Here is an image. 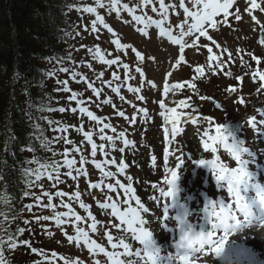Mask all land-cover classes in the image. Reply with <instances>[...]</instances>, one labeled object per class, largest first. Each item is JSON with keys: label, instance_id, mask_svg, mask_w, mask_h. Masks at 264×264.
<instances>
[{"label": "snow or ice", "instance_id": "snow-or-ice-1", "mask_svg": "<svg viewBox=\"0 0 264 264\" xmlns=\"http://www.w3.org/2000/svg\"><path fill=\"white\" fill-rule=\"evenodd\" d=\"M234 0H174V2L168 3L166 0H137L131 4L124 3L123 0H94V6L88 4H82L76 7V10L81 13H86L94 16L91 21L90 28L84 27V31L97 33L96 38L99 39V32L101 27L106 29L110 34V44L114 46V51L117 55L112 56V52L109 50H102L100 45H96L94 48L90 47L87 50V54L92 56L93 60H97L101 65H106L109 68L116 66L112 71L111 79L104 80V72H99L95 80H99L106 87L111 88L121 101L125 100L123 95H120L121 87L127 84L129 80L136 79L132 74L133 69L129 63L123 62L120 53L124 55L128 54L130 49L135 54V59L132 63L135 64L134 72L139 74L138 84L139 87H133L127 84V91L136 95L137 99L143 101L145 97L139 95L145 83L151 87H157L151 80H147L145 74V67L148 65L149 60H154L155 57H146L140 50H137L130 43H122L120 34H118L108 23L105 21V17L101 15L98 9H105L109 13L115 12L119 17L121 12H126L138 26L137 31L145 36H149V29L155 28L158 30L159 36L162 40H166L171 45L178 46L177 53L178 58L175 60V65L179 66L182 62H186L185 49L193 48L199 51L200 48H207L210 54L207 57V61L215 62L214 65H209L208 70L216 74L217 72L224 71L225 65L232 60V53H228L227 60L219 59L220 53L212 55L213 47L217 48L220 45L211 36L210 29L218 31L220 25L231 27L228 23L229 16H234L235 20L239 22L242 19V14L237 7L235 11L230 12L233 8ZM150 9L151 13L157 14L159 19H154L152 15L148 14ZM253 10H259L264 12V0H247L245 11L247 15L251 17V20L259 26L260 36L258 43L264 46V22L260 21L255 15ZM139 13V14H137ZM177 18L176 23L171 22V17ZM127 23V21H125ZM142 26V27H141ZM255 30V29H254ZM79 35V33H77ZM204 38L211 42L210 45L199 44L198 42ZM81 47H85L81 45ZM225 51H227L225 49ZM243 49H238V53L243 52ZM106 55L111 58H106ZM248 55L257 65L261 64V59L256 57L252 52H247ZM51 61V57L42 58ZM72 61V56L68 57H56L58 63H63L64 60ZM241 65L244 64L243 57L240 58ZM89 69L92 68V64L86 65ZM122 68L125 76V80L116 87H113L115 81H120L121 76L119 69ZM59 71L64 73H70L71 79L76 82H83L87 85L86 90H91L93 95L97 98L99 103L97 107L103 104H109L112 107H116L113 104L111 98L101 100L103 89L96 86L95 81L77 71H71L68 67H62ZM204 66H195L194 73L190 81H178L169 83L164 81L163 94L165 97L171 92L173 95L178 91L185 89L193 90L198 94L196 81L201 79L204 75ZM225 75L231 76L230 72H225ZM48 77L55 75L53 72L47 73ZM168 76L172 75V72L167 73ZM79 77V79H77ZM253 80L258 78L260 81H264V70H256L252 72ZM242 80L243 77H235ZM61 85L57 91L70 92L71 95L67 97L69 101H74L77 108L59 107L58 109H52L45 107L44 105H35V109L40 112L44 111H59L64 113L66 111H72L73 113L79 112L81 116H86L87 120L93 122L92 131H86L84 124L81 123L78 127L75 125H65L62 122L53 121L47 117L41 116L39 119L46 120L47 124L54 132L60 133L56 137L49 139L44 135L43 129L39 123H35L33 128L35 130V139L39 141V147L45 152H51V157H40L37 155V146L35 144H29L22 147L21 151H28L32 153L31 159H25L23 162L27 167L22 170V176L24 177L25 190L23 196L25 198H32L36 207H42L48 209L51 215H34L36 223L41 221L54 222L57 229L61 230L69 243H75L77 245L82 244L86 247L87 251L93 256L102 254L107 264H195L196 259H200L201 256L207 257L209 253H214L216 257H219L225 250V245L229 243V236L236 235L241 232L242 229L251 227L249 222V216L244 211L246 207H252L255 204L256 197L260 193H264V182H261L258 177V172L250 170V165L255 163L256 153L245 146L247 141L241 135L243 132V126L240 122L233 123L231 121H225L217 123L214 118L204 116L198 112L197 107L194 104H190L187 101L191 100L188 97L187 100H180L178 107L184 109H191V112H178L177 107H167L165 100L161 99L157 101L159 105L158 115L163 117L165 124L170 127H165L164 135L167 139L171 138L174 141L184 129L180 126L191 123L193 126L204 125L202 131L199 127L195 128V134L199 136V144L202 145L203 152H211L215 154L219 148H223L236 162V167L229 168L225 163L220 161V157L216 156L215 159H194L193 154H189L188 159L192 161L197 167H203L210 170L214 177L216 188L219 191H225L228 193V198L234 202H227V198L219 197L215 199H206L203 206V212L205 218L215 217L216 222L211 224V229L207 232L200 230L195 231L193 225L189 223L188 217L190 215L187 206L181 203L179 199V185L180 172L185 164L183 152L180 149H174L169 152L168 148L164 149L163 153V166L165 173L164 183L168 186L167 190L161 187L158 189L159 196H152L151 198L157 203H160L161 197L170 198V203H164L162 208L163 221H174L176 228L173 229L168 224L163 225V229L167 232L177 231L178 239H176L172 248L173 251H169L158 242L154 236L155 229L150 230L148 227L153 223L159 221V217L153 215V219L146 218L145 214L150 213L149 207L142 202V198L137 195L136 188L133 187V178L130 175L125 176L128 181L127 184L117 178L116 174L106 170L105 165H113L117 168L120 175H124L125 171L130 165L125 162L123 156H121L119 163L115 158L107 159L111 151L125 152V149L134 147L133 142L126 138L125 131H117L113 124L105 122L100 116L94 114L89 107L85 106L91 98L85 100L83 98V92L74 91L68 87V80L56 81ZM264 89V83L257 89L259 92ZM236 87L230 86L226 91L235 93ZM28 95L27 89L23 90ZM201 100L212 99L207 96H200ZM215 103L217 109H221L220 103ZM240 104H244L243 97L239 99ZM31 100L29 101V108H33ZM135 107V105L133 106ZM138 112L143 114L145 120L149 118L147 109L139 108ZM256 112L259 114L251 115L247 124L257 131V134L264 139V131L258 128L264 126V108H256ZM116 115L128 119L123 110H118ZM29 119H33V116L29 115ZM129 123H135L136 118L133 116ZM74 128L77 133L83 136L86 145L91 146L89 157L85 156L86 147H82L72 139L69 138V129ZM98 129V131H95ZM106 130H110L114 135L107 134ZM94 135H98L101 143H96L93 139ZM195 138V137H194ZM117 141L123 144V147L117 148ZM63 143L65 147L62 151H57L53 145ZM107 142V143H104ZM71 145V147H67ZM101 153L105 160L97 161L95 158L97 154ZM179 152V155L176 153ZM170 155L175 156L174 167H169L168 161ZM59 156L60 159H56ZM79 156V159H77ZM153 166L156 165L157 157L153 155L151 157ZM91 163L96 170L101 173L102 179L98 182L88 183L89 189H99L102 193L101 197L96 200L99 210L105 211V216L115 218L114 221L100 220L97 215H94L90 210L91 205L87 204L82 196L84 190L79 188V180L81 177L87 178L89 172L85 169L84 165ZM64 170V171H62ZM170 176V178H169ZM62 177L70 178L76 182L75 190L73 193H67L61 190L51 192L45 189L41 183L42 180L47 179L51 183L52 188H58V186L64 182ZM113 181V182H108ZM35 188H40L41 193L37 195L34 191ZM151 189H157V184L152 183ZM115 193V197L112 195ZM249 193H254L255 198L250 199ZM88 195L95 196L92 192ZM68 196L70 201L74 203L65 202L63 198ZM47 197V203H44V198ZM59 199V203H53V200ZM134 202V204H133ZM0 204L4 207L0 208V218H2L3 224L0 227L3 228L4 235H0V264H8L5 257V251L16 250L19 245H29L30 241L19 240L18 235H22L26 230L25 228L16 227L15 232L11 231L7 225L9 220H18L21 218V210L13 207V203L10 201L8 195H0ZM74 204H78L80 209H83L87 213V217H84L75 210ZM34 205L28 204L25 209L28 212H32ZM57 208H63L65 211H57ZM171 213V215H170ZM243 217V220L240 217ZM90 221V223H88ZM115 221H118L116 223ZM25 225H30L31 220L25 219L23 221ZM82 224H87V228ZM105 225V229H101L98 225ZM110 224V228L107 225ZM70 226L74 234H69L65 226ZM264 227V222L260 224ZM43 227V225H42ZM115 230V231H113ZM101 232L106 237L107 244L112 249L107 250L105 246L98 243L96 239L92 238L90 233ZM217 233H222L217 235ZM133 243H138L139 247L133 248ZM33 253H39L45 257L47 264H51L48 256L43 250L32 247ZM53 257L58 254L52 252ZM36 264H41L37 261ZM64 264H84V261L77 259H64ZM94 264H100L99 260H96ZM201 264H211L209 260L201 259Z\"/></svg>", "mask_w": 264, "mask_h": 264}, {"label": "rangeland", "instance_id": "rangeland-1", "mask_svg": "<svg viewBox=\"0 0 264 264\" xmlns=\"http://www.w3.org/2000/svg\"><path fill=\"white\" fill-rule=\"evenodd\" d=\"M123 2L129 3L131 6V4L137 2V0H123ZM166 2L171 3L174 2V0H166ZM257 2L259 3L260 0H257ZM86 4L94 6V2L91 3L88 1ZM246 5L247 0H234L233 8L230 9V12H233L237 7L239 8L240 13L242 14V19L240 21L242 22H237L235 17L230 15L228 23L231 27L220 25L218 31L209 30L211 36L220 45L219 48L212 46V55L220 53L219 59L227 60L228 53H232V60L225 65L224 71L217 72L216 74L211 73L208 68L210 64L214 65L219 61H207V57L210 55L207 48H200L199 51L193 48H186L184 53L186 62H182L179 66H177L174 63L178 58L177 47H173L170 42L162 40L158 32L153 31V28L149 29V36L145 37L136 30L138 26L134 21H132L131 17L126 12H121L118 17L115 12L109 13L105 9H98L101 15L108 18V20H105L106 23H108L118 34H120L122 43H130L137 50H140L146 57H155L154 60L148 61V65L145 67V74L147 80L153 81L157 87L153 88L145 83L141 93L139 94L145 97V100L143 101L137 99L135 94L127 91V84H130L133 87L140 86L138 84L139 74L134 72L136 65L132 63V60L135 59V54L132 53L130 49L128 50L127 55H124L123 53L119 54L121 55L123 62L130 64L133 69L132 74L136 77V79L129 80L126 85L121 87L120 95L125 97L124 101H121L119 96L112 92L111 88L106 87L99 80H95L96 75L101 71L104 72L103 79L105 81L111 79L112 71L116 68V66L109 68L106 65H101L97 60H93L92 56L87 54L88 48H94L96 45H100L102 50L106 49L111 51L112 56L117 55V53L112 51L114 46L110 44V34L106 29L101 27L98 34L99 39L96 38L97 33L84 31L85 26L90 28L91 21L94 19V16L81 12H71V30L69 33V54H71L73 60L71 71H77L83 75L91 77L95 81L96 86L103 89L100 99L103 100L110 97L116 107L114 108L109 104H103L102 106L97 107L96 104L99 103V101H97V98L93 95L91 90H86L87 85L85 83L73 81L70 73L60 72L58 73V77L60 80H68V87L72 90L83 92V98L85 100L91 98V100L86 103V106L89 107L94 114L102 116L105 122L113 124L118 132L125 131L126 138L132 141L134 145V147L125 149L124 153L109 150L110 154L107 159L115 158L118 164L121 156H123L125 162L130 165V167L126 169L124 175H120L117 168L113 165L106 164V170L115 173L117 178L121 179V181L125 184L128 183L125 176L130 175L133 178L132 184L134 188L141 184L148 188L152 182L157 181L159 176L163 174L162 171L164 170L161 148L163 150L166 148L161 144V136L165 127H170V125L165 124L163 117L158 115L161 110L159 109L157 101L164 99L167 107H177L178 112H191V109H182L178 107L180 100H187L188 97H191V100L187 102L194 104L200 114L214 118L217 123L231 121L233 123L240 122L242 124L244 130L241 135L247 141L245 146L249 147L250 150L256 153L255 163L252 165L258 172L260 181L264 182V139L257 134L255 129L251 128L247 124V120L251 115H257L255 114L256 108H264V89H261L259 92L257 91L264 81H260L258 78L254 81L252 77V72L257 70L253 69L254 67L260 66V70H264V46H261L258 43L260 36L259 26L256 25L255 22L251 20V17L247 15V12L245 11ZM148 14L158 16L157 14L151 13L150 9L148 10ZM253 15H255L260 21L264 22V12L253 10ZM170 19L173 24L176 23L177 18L175 16H172ZM125 21H127V23ZM77 33H79V35H77ZM198 43L211 46V42L205 40L204 38H201ZM81 45H84L85 47H81ZM225 49L227 51H225ZM238 49H243L244 51L238 53ZM247 52H252L256 57H259L262 60V64L257 65L255 61L246 55ZM241 56L244 61L243 65L240 63ZM106 58L111 57L106 55ZM89 63L92 64L91 69L86 66ZM197 65L204 66L205 68L203 77L196 81L198 94H196L193 90L188 89L186 86L185 89L178 90L174 95L170 92L167 97L164 96L162 88L164 81L169 83L190 81L195 75L194 67ZM169 71L172 72L171 76L167 75ZM225 72H230L231 76L225 75ZM119 74L121 76V80L115 81L113 83V87L120 85L122 81L126 79L122 68L119 69ZM235 77H243V79L239 80ZM77 79H79V77ZM230 86L236 87L237 90L235 93L226 91V89ZM60 87L61 85L58 88ZM70 95V92L57 91L55 99L61 104L64 102V104H62L63 106L68 108H77L74 106L72 101L67 99ZM242 95L248 99L243 105L239 103V99ZM200 96H207L212 99L201 100ZM214 101L222 105L221 112L220 109L215 107ZM56 105H58L57 102ZM134 105L135 107H133ZM139 108L147 109L149 116L147 120L144 119L143 114L138 112ZM118 110H123L128 119L116 115ZM62 114H67V118H72L67 119L68 125H75L78 127L81 123H83L86 131L94 130L93 122L88 121L87 117L84 118V116H80L79 118H76L70 110ZM133 116H135L136 122L129 123L128 121ZM257 118L260 119L259 114L257 115ZM180 126L184 129V131L177 136L174 141H172L169 152H172L177 148L183 152L182 158L185 160L183 168L186 165L190 170V172L185 173L184 175L183 185L192 189V193L196 195L203 187L202 181H210V179L208 178L209 176L207 173H205L206 170L204 168L195 172L196 165L188 159L189 154H193L194 159L204 158L211 160L215 159L216 156H219L220 161L223 163L236 165V162L231 159L230 155L225 150L220 151V148L215 154L211 152H203L202 146L197 145V142H199V136L195 134L194 129L199 127L202 131L204 125L193 126L190 122L187 124L182 122ZM258 128L261 131H264V126L258 125ZM96 130L98 129H95V131ZM108 131L110 130H106L107 134L114 135L111 131ZM57 135H60V133H57ZM68 135L74 142L80 144L82 147H86L87 150L85 151V156L90 159L89 153L91 146L86 145L83 136L80 133H77L74 128L69 129ZM97 137L98 135H94L93 138L95 139V142L99 144L101 142L96 140ZM58 145H60L61 150L65 147L62 142L58 143ZM67 147H71V145H68ZM120 147H123V144L120 141H117V148ZM148 148L152 149L153 152H156L160 158L159 161L156 162L155 166H153L151 162V156ZM179 154V152L176 153V155ZM77 159H79V156H77ZM95 159L97 161H103L105 160V157L98 152ZM168 162L171 164V167H174L175 163H177L175 156L170 155ZM84 167L89 172V176L87 178H80V189L82 186H87L89 181L98 182L102 179L101 173L99 170L94 168V165L88 163L84 165ZM62 180L67 184L66 189L69 190L68 192L73 193L76 182L67 177H63ZM210 189L212 193L215 192V190L211 187ZM88 190L90 191L91 189L88 188ZM92 193L96 199L88 194L82 199L87 204L92 206L90 210L93 214H98L99 219L102 221H114V218L105 216L104 210L98 209L96 200L101 197V191L98 189V191ZM112 195L115 197L116 194L112 193ZM59 199L60 198H57L55 203H59ZM63 200L65 202L74 203L73 201H70L68 197H64ZM74 208L78 214L87 217V213L84 212L83 209H80L78 204H74ZM149 209L151 208L149 207ZM58 210L65 211L63 208H58ZM151 212L152 211L150 210L149 214H145L146 218L150 220L153 218V214ZM115 222L118 223V221ZM50 223L47 222V225H49L48 227H51L48 235L46 234L50 239L48 245L45 241H40V239L43 240L41 235H39L40 239L37 238V240L38 242H41L39 245L43 247L45 253L48 252V247L50 249L55 248L53 251L58 254L56 257L61 256L62 258L60 262H57V264H64V259L67 257L69 259L79 258L84 261V264H94V259L97 255H102L97 254L93 256L83 245L77 246L73 243H65V239L63 237H57L58 235L55 233V231H58L61 236H64L62 231L57 229L53 222ZM82 226L87 228V224H82ZM98 227L105 229V225L103 224L98 225ZM148 227L150 230L155 229L154 232H157L159 236L158 242L161 243L165 249L168 250V248H170L169 251H172V243L169 239L164 238V233L159 226V222L153 223ZM107 228H110V224L107 225ZM68 233L74 234L71 227L68 228ZM90 235L92 238L96 240L98 239L102 243V246H105L109 251L112 250L107 244L106 237H104L101 232L90 233ZM237 236H240L242 240L237 241L235 239ZM58 238L61 239L65 246L63 243L61 245V243L58 242ZM135 247H139L138 243H133V248L135 249ZM226 247L228 248L221 259H218V257L213 254H209L208 256L210 260L215 263L218 259L216 262L217 264H264V229H261L260 231L255 228L246 231L242 230L238 235L231 238L229 237V243L228 245L226 244ZM9 252H11V256L7 250L5 251V257L8 264H21L24 259L30 262L34 259V256L31 254L32 252L25 248H18L17 250ZM64 254L67 257H65ZM7 255L10 256L11 261L7 258ZM199 261L200 260H197L196 262ZM100 264H107V260L100 261ZM199 264H201V261Z\"/></svg>", "mask_w": 264, "mask_h": 264}, {"label": "trees", "instance_id": "trees-1", "mask_svg": "<svg viewBox=\"0 0 264 264\" xmlns=\"http://www.w3.org/2000/svg\"><path fill=\"white\" fill-rule=\"evenodd\" d=\"M81 1L0 0V181L7 180L8 186L24 183L22 170L27 165L23 162L32 153L21 151L22 147L35 144L38 156L52 155L39 147L33 128L39 123L44 135L52 139L46 120L39 118L51 119L54 111L35 109V105L53 109L43 71L48 60L42 58L53 60L61 53L59 44L69 28L67 10ZM30 100L33 108H29Z\"/></svg>", "mask_w": 264, "mask_h": 264}, {"label": "clouds", "instance_id": "clouds-1", "mask_svg": "<svg viewBox=\"0 0 264 264\" xmlns=\"http://www.w3.org/2000/svg\"><path fill=\"white\" fill-rule=\"evenodd\" d=\"M255 210H258L259 212V218L261 220H264V193H260L257 197H256V201H255V204L252 206V207H246L244 209V211L248 214L249 216V219L253 218L254 217V211ZM235 239L237 241H240L242 240V238L240 236H237L235 237ZM225 251H226V248L224 250V252L218 257L219 258H222L225 254ZM217 259V260H218ZM216 260V262H217Z\"/></svg>", "mask_w": 264, "mask_h": 264}, {"label": "bare ground", "instance_id": "bare-ground-1", "mask_svg": "<svg viewBox=\"0 0 264 264\" xmlns=\"http://www.w3.org/2000/svg\"><path fill=\"white\" fill-rule=\"evenodd\" d=\"M142 190L144 193H146V194L148 193V190H145V189H142ZM209 261H211V264H217L216 262L214 263L212 260H209Z\"/></svg>", "mask_w": 264, "mask_h": 264}]
</instances>
